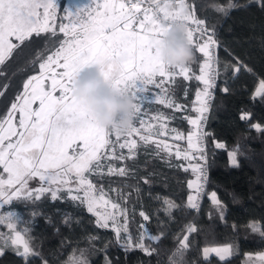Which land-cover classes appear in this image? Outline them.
I'll use <instances>...</instances> for the list:
<instances>
[{"label": "snow or ice", "instance_id": "snow-or-ice-1", "mask_svg": "<svg viewBox=\"0 0 264 264\" xmlns=\"http://www.w3.org/2000/svg\"><path fill=\"white\" fill-rule=\"evenodd\" d=\"M254 2L264 11V0ZM228 7L238 6L229 4ZM186 9L183 0H179L172 10L167 0H90L88 5L77 7L75 12L65 10L62 22L57 25L55 21L60 9L56 0H0V65L31 38H39L42 34L57 37L58 33L63 37L59 39L55 51L40 63L39 72L23 83L10 108L0 117V225H5L9 230L6 235L0 233L3 240L0 255L10 250L25 264H31L33 257H40L42 264H48L41 253L32 248L31 238L27 237L29 229L21 227L27 221L11 207L14 202L34 204L45 194L50 195L53 201L70 199L84 206L88 213L96 217V224L100 228H109L111 221L117 241L123 240L121 247L126 250L138 248L151 255L155 249L145 245V238L156 242L161 239L150 235L142 225L137 242L133 243L127 202L122 191L115 190L118 200L113 201L103 188H97L89 179L92 175L129 176L134 173L126 167L112 166L108 167L107 173L101 171L104 167L101 156L109 155L102 150L111 144L108 137L113 130L101 126L86 105L71 94L75 77L85 67L99 65L112 88L131 95L136 102L137 118L141 115L144 102L151 103L153 99L178 111L184 107L176 104L165 89L166 83H175V77L180 76L185 80L194 78L202 82L203 89L196 95L198 106L195 112L198 115L187 118L194 128L187 135L188 147L175 151V157L189 162L187 166L180 164L177 167H183L186 172L190 169L195 174V180L188 182V187L195 191L194 195L188 196V203L191 208H198V198L208 182L206 142L212 134L203 130L208 101L212 99L217 78L221 77L222 72L226 73L231 65L222 64L215 56L214 50L219 44L215 30L208 29L204 20L197 19ZM218 10L223 11L222 8ZM63 20L68 22L63 23ZM177 20L188 25L190 43L203 54L200 75L192 73L188 64L171 66L162 59L158 45L164 29ZM242 67V64H237L234 71L238 73ZM3 87L6 89L7 85ZM151 89H156L157 94L153 95ZM222 92L229 94V87L225 86ZM3 95L4 92H0V96ZM256 96L264 98V82ZM155 119L160 121L159 127L154 130L147 125L146 135H140L141 129L146 126L143 120L139 129L131 125L125 132L115 131L117 142L121 136L125 137L119 147L127 148L129 156H117L114 151L110 156L119 160L135 158L137 142L128 139L135 133L144 145L154 143L156 149L171 157L172 146L153 137L161 133L167 135L168 132L175 133L176 140L185 137L175 129L168 128L163 114ZM241 119L247 120L248 115L241 116ZM254 127L260 130L259 124ZM214 146L216 149L225 147L222 143ZM194 159L199 162L192 163ZM230 165L239 167L235 152L230 153ZM37 180L39 186L31 187L30 182ZM145 183L148 181L145 180ZM211 199L221 209L223 216V205L216 192L211 193ZM166 203L169 207H175L171 202ZM140 216L144 221L149 220L144 212H140ZM248 227L264 237V229L260 225L253 222ZM187 231L194 233L197 229L192 226ZM190 248L189 237L185 235L173 254L179 255L180 261L170 258L171 264H188L183 257ZM237 248L234 244L205 247L203 256L208 258L210 253H215L220 261H224ZM81 264H86V261ZM106 264H111V261L106 260ZM245 264H264V252L256 257L249 256Z\"/></svg>", "mask_w": 264, "mask_h": 264}, {"label": "trees", "instance_id": "trees-1", "mask_svg": "<svg viewBox=\"0 0 264 264\" xmlns=\"http://www.w3.org/2000/svg\"><path fill=\"white\" fill-rule=\"evenodd\" d=\"M183 1L188 12L197 19H205L215 30L220 41V62L231 65L218 79L208 117L207 131L212 137L207 139L210 178L206 194L201 197L197 209L191 208L188 196L195 191L188 187V182L195 180V174L190 169L186 172L183 167H177L187 165L175 154L168 157L156 149L154 143L144 145L140 142L135 149V158L119 160L102 155V172L107 173L108 167L114 166L126 167L134 173L129 176H89L115 201L118 200L115 190L122 191L127 202L133 243L137 242L142 231L144 219L140 212L149 216L148 228L161 239L156 242L145 238V245L155 249L151 255L138 248L126 250L121 247L124 241H117L113 229L100 228L93 214L70 199L53 201L50 195L45 194L34 204L14 202L12 208L27 221L21 227L29 229L27 237L31 238L32 248L41 253L48 264H81L82 261L106 264V260L111 264H171V260L180 261L179 255L173 254L185 235H188L191 245L183 257L188 264L193 261L195 264H245L247 254L264 252V237L248 227L255 222L264 229V98L256 96L258 84L264 82V11L254 1ZM60 3L57 25L62 22L66 10L64 1ZM229 4L238 7L229 8ZM244 5L246 7H239ZM221 8L223 11L218 10ZM61 38L59 33L57 37L42 34L39 38H31L0 65V92H4L0 96V117L10 108L23 83L39 72V55L53 41ZM193 50L195 60L188 65L192 73L200 75L204 57L195 47ZM245 58L251 61V69L242 67L238 73L235 72L234 66ZM174 79L175 83L168 82L165 88L176 104L184 106L181 110L149 102L143 107L151 113L163 114L168 128L183 133L185 138L176 140L169 135L172 132L157 137L187 146V135L194 130L187 118L198 115L193 105L203 84L194 78L185 80L177 76ZM225 86L229 87V94L222 92ZM245 114L248 119H241ZM257 124L260 130L254 127ZM110 135L111 144L103 153L114 151L117 156L123 154L128 157L129 150L119 147L122 137L117 142V138ZM216 143L225 147L216 149ZM233 152L239 167L230 165V153ZM212 192L217 193L223 205V216L209 196ZM166 201L175 207H169ZM192 226L197 231L189 233L187 229ZM225 244L238 246L226 260L203 256L205 247ZM0 264H25V261L7 250L0 255ZM31 264H42V260L33 257Z\"/></svg>", "mask_w": 264, "mask_h": 264}, {"label": "clouds", "instance_id": "clouds-1", "mask_svg": "<svg viewBox=\"0 0 264 264\" xmlns=\"http://www.w3.org/2000/svg\"><path fill=\"white\" fill-rule=\"evenodd\" d=\"M188 25L182 20L169 23L158 45L162 59L171 66H181L195 60L188 39ZM71 94L93 113L106 129L125 132L135 120L136 102L127 93L112 88L101 73L100 66L85 67L75 77Z\"/></svg>", "mask_w": 264, "mask_h": 264}, {"label": "rangeland", "instance_id": "rangeland-1", "mask_svg": "<svg viewBox=\"0 0 264 264\" xmlns=\"http://www.w3.org/2000/svg\"><path fill=\"white\" fill-rule=\"evenodd\" d=\"M64 1V7H66V9L67 8H71V7H76V3L74 2L75 0H63ZM252 1H254V0H252ZM56 2H57V4H58V8H59V6H60V2H61V0H56ZM242 2L243 3H249L250 2V0H242ZM59 13V12H58ZM58 13H57V16H58ZM55 23L56 24H58V21H57V19H56V21H55ZM63 38V37H62ZM61 38V39H62ZM195 38V37H194ZM58 41H59V39H57V40H55V41H53L50 45V47L48 48V49H46V51H43L40 55H39V57H38V60H39V65H40V63H43L46 59H47V57L53 52V51H55V49L58 47ZM240 64H242L245 68H247V69H251V67H252V64H251V61L249 60V58H245ZM260 86H261V84H258V87H257V89H256V92L260 89ZM166 87V86H165ZM166 89V88H165ZM151 92L153 93V95H156L157 94V90L156 89H151ZM147 101H145L144 102V104L146 103ZM151 103H157V104H160L159 102H158V100H156V99H153V101L151 102ZM143 104V105H144ZM162 105H165V106H167L166 104H162ZM147 111H148V113H147ZM157 115H159V112H154V113H151V111L150 110H146L144 107H142V112H141V115H140V117H135V120H134V123H133V126L134 127H136V128H141V120H143V121H145L146 122V126H145V128H143V129H141V132H140V135H146V134H148V130H147V125H151L152 126V128L155 130V129H157L158 127H159V123H160V121H157L156 119H155V117H157ZM181 133V132H180ZM111 135L110 136H113L114 138H117V136H116V133H115V131H112L111 133H110ZM163 133H161V135H162ZM170 136H172V137H174L175 136V133H170L169 134ZM122 137V143L125 141V137L124 136H121ZM108 139H109V137H108ZM128 139L129 140H135L136 142H137V145L140 143V142H142L141 140H140V136H138V135H136L135 133H133L130 137H128ZM153 139L154 140H160V141H166L167 143H169L171 146H172V154H175V151L177 150V148H179L180 150H184V149H187V147H188V144H187V146H181L180 144H175V143H173V142H171V141H169V140H166V139H163V138H159V137H157V136H154L153 137ZM106 149V148H105ZM105 149L104 150H102L103 152L105 151ZM110 153H112V152H110ZM110 153H109V156H110ZM111 157V156H110ZM192 163H195V159L194 160H192L191 161ZM112 167H114V166H112ZM114 168H116V167H114ZM94 184H96V183H94ZM97 185V188H102L100 185H98V184H96ZM30 186L31 187H33V188H36V187H38L39 186V183H38V180L37 181H32V182H30ZM105 191V190H104ZM106 192V191H105ZM192 195H194L195 193H191ZM209 196L211 197V193L209 194ZM110 197V196H109ZM111 198V197H110ZM113 201H115L113 198H111ZM7 207V206H6ZM12 207V206H11ZM13 209V208H12ZM13 210H15L16 212H17V214L19 215V213H18V211L16 210V209H13ZM146 215V214H145ZM96 218V217H95ZM147 221H144V222H142V224L141 225H143L144 227H146L147 229H148V232H149V234L150 235H152V236H155L154 234H152L151 233V231H150V229L148 228V226H147V223H146ZM110 223V227L109 228H111L112 229V227H111V221L109 222ZM0 233H3V234H8L9 233V230L7 229V227L5 226V225H0ZM132 242H133V240H132ZM3 243V240H2V238H0V244H2ZM219 246H223V245H216V246H211V247H219ZM259 253H257V254H253V255H249V254H247V257H246V260H247V258L249 257V256H252V257H256L257 255H258ZM212 256H216V254L215 253H210L209 254V257H212ZM208 257V258H209ZM217 257V256H216ZM231 257V256H230ZM229 258V257H228Z\"/></svg>", "mask_w": 264, "mask_h": 264}, {"label": "built area", "instance_id": "built-area-1", "mask_svg": "<svg viewBox=\"0 0 264 264\" xmlns=\"http://www.w3.org/2000/svg\"><path fill=\"white\" fill-rule=\"evenodd\" d=\"M74 2L76 3V7L75 8L74 7L67 8L66 10H71V11L75 12V10H76L77 7H84L85 5H88L90 3V0H75ZM64 16H65V13H64ZM201 20H204L206 22V26H207L208 29H212L209 26V24L207 23V21L205 19H201ZM67 22H68L67 20H64V23H67ZM190 26L191 27H195V25H191V24H190ZM195 36H196V34L194 33V37ZM216 38L218 39L217 35H216ZM218 42H219V44H218V46L216 47V49L214 51H215L216 58L220 61V56H219V54H220V41H219V39H218ZM218 79L219 78H217L216 86H217V84L219 82ZM214 95H215V89L212 90V99L210 101H208V103H209V109H208V112L206 113L207 120H206L205 125H204V128H203V130L206 131V132H208L207 131L208 117H209V113H210V110H211V107H212V101L214 99ZM206 151H207V154H208V145H207V142H206ZM197 162H199V161L196 160V163ZM206 171H207V174H208V182L206 184H204L203 191H202V193H201V195H200V197L198 198V201H197L198 204L200 202L201 197H203L206 194V191H207V187H208V183H209V178H210L209 160H208V167L206 168Z\"/></svg>", "mask_w": 264, "mask_h": 264}, {"label": "crops", "instance_id": "crops-1", "mask_svg": "<svg viewBox=\"0 0 264 264\" xmlns=\"http://www.w3.org/2000/svg\"><path fill=\"white\" fill-rule=\"evenodd\" d=\"M184 2V1H183ZM167 3H168V7L170 10H172L174 7H176L179 3V0H167ZM185 4V2H184ZM187 10V9H186ZM262 82H260L259 84H261ZM197 103H195V105H193V108L195 109L197 107ZM183 134V133H182ZM181 159L183 160V158L181 157ZM184 163L187 165L189 162L188 161H185L183 160Z\"/></svg>", "mask_w": 264, "mask_h": 264}]
</instances>
